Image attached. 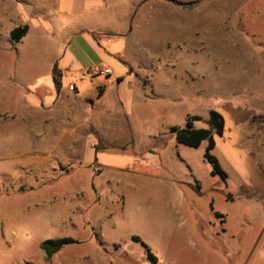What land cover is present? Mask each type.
Wrapping results in <instances>:
<instances>
[{"label":"rangeland","instance_id":"1","mask_svg":"<svg viewBox=\"0 0 264 264\" xmlns=\"http://www.w3.org/2000/svg\"><path fill=\"white\" fill-rule=\"evenodd\" d=\"M40 1L0 0L4 63L16 60L10 31L29 25ZM120 3L140 49L128 60L140 72L106 94L117 134L88 135L81 157L61 155L62 167L55 152L35 156L22 135L18 150L0 151V264H52L39 247L50 237L72 238L64 253L83 264H151L132 237L159 264H264V0ZM57 15L52 22L63 21ZM42 35L20 47L62 46L58 30ZM210 110L225 121L211 150L225 181L210 174L207 142L178 144L171 131L192 115L207 128Z\"/></svg>","mask_w":264,"mask_h":264},{"label":"crops","instance_id":"2","mask_svg":"<svg viewBox=\"0 0 264 264\" xmlns=\"http://www.w3.org/2000/svg\"><path fill=\"white\" fill-rule=\"evenodd\" d=\"M121 1L41 0L39 6L34 7L27 19L30 24L25 37L34 33V38L43 40L42 33L52 35L58 30L62 46L58 50L51 46L30 50L20 47V40L14 44L15 63L6 64L0 60V77L3 79L0 105L4 107L0 108V137L11 136L9 144L4 146L1 143L0 151L18 150L17 140L13 144V138L22 135L32 139V144L29 141L27 144L33 147L34 151L31 150L35 156L55 152L62 167L61 155L81 157V148L86 147L88 135L113 137L112 134H117L119 120L111 114L106 94L115 84L119 85L128 76L140 72L128 60V53L133 50L137 55L140 49L137 44L132 45L127 7L121 3L116 5ZM17 11L22 15L23 10L18 8ZM57 14L62 22H52V16ZM6 21V14L0 10V26ZM54 65L61 73L59 92L55 91L52 80ZM100 65L108 68L110 74L90 73V68ZM87 85L90 89L85 91ZM16 89L25 90L27 95L15 98ZM7 108L11 111L7 112ZM18 128L23 134H18ZM109 142L110 146L116 143L115 140ZM122 144L127 146L128 142ZM45 164L37 162L30 166L40 169L44 175L42 168L47 167ZM64 248L50 258L52 264H83L78 257H67ZM90 264L95 263L90 261Z\"/></svg>","mask_w":264,"mask_h":264},{"label":"trees","instance_id":"3","mask_svg":"<svg viewBox=\"0 0 264 264\" xmlns=\"http://www.w3.org/2000/svg\"><path fill=\"white\" fill-rule=\"evenodd\" d=\"M28 26H18L10 31V38L13 42H19L27 33ZM52 80L54 89L56 92L61 88V73L54 65L52 68ZM101 94V90H98V95ZM199 116H187L186 124L184 128L178 129L172 127L171 131L174 133L175 140L178 144H182L188 147L196 148L203 141L207 142L204 158L211 165V176H218L221 181H225L227 178L225 171L219 164L217 158L211 154V150L215 147L214 135L222 137L224 133L225 121L223 116L216 110H210L206 120L207 128H195L193 123L200 121ZM132 242L139 243L146 251V259L151 264H159L156 257L153 256L147 249L146 245L141 242L137 237L131 238ZM75 241L72 238H60V239H48L41 243L40 249L45 255V258L49 260L55 253H57L62 247L73 244Z\"/></svg>","mask_w":264,"mask_h":264},{"label":"built area","instance_id":"4","mask_svg":"<svg viewBox=\"0 0 264 264\" xmlns=\"http://www.w3.org/2000/svg\"><path fill=\"white\" fill-rule=\"evenodd\" d=\"M90 73L94 75H102L106 76L110 74V70L106 68L105 66H95L93 68H90Z\"/></svg>","mask_w":264,"mask_h":264}]
</instances>
